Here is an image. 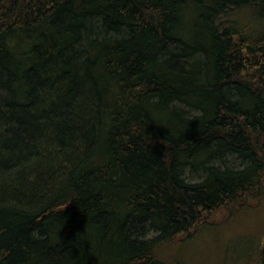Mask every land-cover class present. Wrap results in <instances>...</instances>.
<instances>
[{"label": "trees", "instance_id": "trees-1", "mask_svg": "<svg viewBox=\"0 0 264 264\" xmlns=\"http://www.w3.org/2000/svg\"><path fill=\"white\" fill-rule=\"evenodd\" d=\"M262 208L264 0H0V264H185Z\"/></svg>", "mask_w": 264, "mask_h": 264}, {"label": "rangeland", "instance_id": "rangeland-1", "mask_svg": "<svg viewBox=\"0 0 264 264\" xmlns=\"http://www.w3.org/2000/svg\"><path fill=\"white\" fill-rule=\"evenodd\" d=\"M235 219L232 227L202 236L174 253L183 257L185 264H247L264 233V209Z\"/></svg>", "mask_w": 264, "mask_h": 264}]
</instances>
